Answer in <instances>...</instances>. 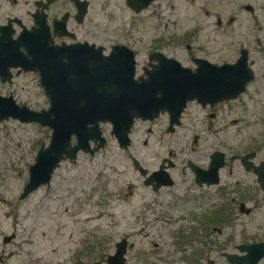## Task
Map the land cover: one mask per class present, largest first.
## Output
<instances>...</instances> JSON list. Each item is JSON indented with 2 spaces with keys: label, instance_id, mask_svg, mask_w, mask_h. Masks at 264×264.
<instances>
[{
  "label": "flooded vegetation",
  "instance_id": "obj_1",
  "mask_svg": "<svg viewBox=\"0 0 264 264\" xmlns=\"http://www.w3.org/2000/svg\"><path fill=\"white\" fill-rule=\"evenodd\" d=\"M235 1L234 20H241L242 12L247 13L252 31L239 30V40L231 45L236 53L229 60L215 64L192 53L189 56L192 67L188 68L195 72L198 60L216 66L233 65L241 53L246 52L252 76L245 83L243 92L234 99L215 104L188 101L177 124L171 125L166 112L153 121L134 120L127 149L117 145L126 153L132 146V138L145 134L142 146L153 151L147 156H155L156 167L149 171L141 166L138 157H127L132 167L135 161L145 173L142 176L134 169L147 190L140 198L142 206L137 220L140 223L148 221L147 215L154 213L157 223L169 224L174 219L168 214L170 210L180 214L173 220L178 227L171 226V252L133 256L129 253L136 246L127 240L128 236L113 242L112 236H102L101 242L84 240L83 245L73 251L75 261L68 264H108L116 245L122 241L126 244L121 264H264V0ZM160 2L0 0V98L10 97L15 104L26 106L16 97L26 96L38 88L42 91L38 73L15 66L21 63V58L31 59L35 52L31 46L39 35L44 38V32L48 33L49 47L101 48L105 56L116 45L128 48L127 44L117 42L121 33L113 31L109 25L117 21L134 26L138 22L154 20L160 15ZM138 7L141 10L136 12ZM232 21L233 17H230L228 23ZM217 25H221L220 21ZM24 37L29 40L28 51L21 43ZM153 53L161 52L149 51L141 75L136 76L135 72L136 77H141L144 70H150L149 57ZM134 55L136 59L137 55ZM154 64L152 60L150 65ZM25 77L29 80L20 87L17 80ZM224 132L230 135V145L217 140ZM178 136L189 142V151L183 140L170 145L171 138ZM93 146L91 143V148ZM159 152L165 155L160 156ZM136 154L140 157L139 150ZM145 181L149 182L146 184ZM123 201L115 198L111 208ZM108 215L113 217L112 212ZM184 224L187 227L183 228ZM89 258L91 260H86Z\"/></svg>",
  "mask_w": 264,
  "mask_h": 264
},
{
  "label": "rangeland",
  "instance_id": "obj_2",
  "mask_svg": "<svg viewBox=\"0 0 264 264\" xmlns=\"http://www.w3.org/2000/svg\"><path fill=\"white\" fill-rule=\"evenodd\" d=\"M235 2L161 0L158 18L134 26L115 21L109 27L121 33L117 42L127 44L137 55L136 76L141 75L151 50L176 59L184 67H192L189 62L192 53L221 64L236 53L231 45L239 40V30L252 31L247 13L242 12L241 20H234ZM230 17L233 21L229 24ZM26 80L29 77L17 83L21 87ZM16 99L36 112L49 107L40 88ZM101 129L106 138L104 150L92 157L79 153L73 164L64 161L48 186L20 200L28 169L38 149L48 144L51 132L40 125L17 120L0 123V264H68L75 261L73 251L84 240L101 242L106 236H112V242L128 236L127 240L136 246L129 253L133 256L171 252V226H177L173 220L180 214L170 210L168 214L174 219L169 224L157 223L154 213L147 215L148 221L137 220L142 206L140 198L147 190L127 157H138L141 166L149 171L156 167L155 156L151 159L147 156L153 151L142 146L145 134L135 135L131 148L123 153L110 135L111 126L102 124ZM178 140L185 141L180 136L172 137L170 145ZM217 140L231 144L227 132L220 133ZM185 143L189 151L191 145ZM138 150L140 157L136 154ZM117 197L124 199L123 203L117 202L111 208L112 200ZM108 212H112V218ZM12 234L15 237L3 244V238Z\"/></svg>",
  "mask_w": 264,
  "mask_h": 264
},
{
  "label": "water",
  "instance_id": "obj_3",
  "mask_svg": "<svg viewBox=\"0 0 264 264\" xmlns=\"http://www.w3.org/2000/svg\"><path fill=\"white\" fill-rule=\"evenodd\" d=\"M40 38L31 46L35 51L31 59L20 56L22 61L15 66L38 73L49 107L36 112L15 104L10 97L0 98V123L17 120L51 132L48 144L38 149L28 169L20 200L48 186L64 161L73 164L79 153L94 155L102 150L106 140L101 124L111 125L110 135L119 148L127 149L134 120L153 121L166 112L171 125L177 124L188 101L205 105L234 99L252 76L246 52L233 65L216 66L198 60L195 72L164 54L153 53L149 57L150 70L136 77L135 55L125 46L116 45L103 56L101 48L49 47L47 32ZM21 43L28 51V38H22ZM152 60L154 65H150ZM133 167L145 176L135 161ZM14 237L3 238V244ZM125 244L122 241L116 245L108 264L123 263Z\"/></svg>",
  "mask_w": 264,
  "mask_h": 264
}]
</instances>
